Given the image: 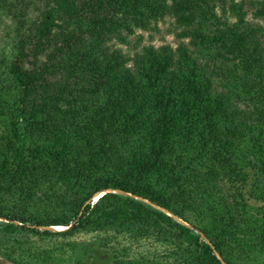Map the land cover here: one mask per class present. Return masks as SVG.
I'll return each mask as SVG.
<instances>
[{"label":"trees","instance_id":"obj_1","mask_svg":"<svg viewBox=\"0 0 264 264\" xmlns=\"http://www.w3.org/2000/svg\"><path fill=\"white\" fill-rule=\"evenodd\" d=\"M227 5L0 0V264H264V0Z\"/></svg>","mask_w":264,"mask_h":264},{"label":"rangeland","instance_id":"obj_2","mask_svg":"<svg viewBox=\"0 0 264 264\" xmlns=\"http://www.w3.org/2000/svg\"><path fill=\"white\" fill-rule=\"evenodd\" d=\"M228 2V5L226 7H228L231 4V0H226ZM238 3H246V9L248 11V20L252 23V24H256L257 22L262 23L260 20H255L253 13H254V9L252 8V2L255 0H235ZM220 5V4H219ZM221 6V5H220ZM219 13L221 14V8L219 7ZM232 21H235V19L233 18ZM177 33H179V28L176 26L175 24V20L171 17H167L164 21H161L157 28L154 29L153 31L150 32H146V31H139L138 35L136 37L132 38V45L136 44L138 41H141L142 38V45H149V44H153L155 47H160L162 45L165 44H169L172 47L176 48L179 46V44L181 42H185L186 44L189 43L188 39H182L179 40L177 38ZM3 33H0V39H1V35ZM4 43H2V41L0 40V48L3 46ZM126 51L128 52H132V47H127V46H122ZM62 230V229H61ZM82 238V237H81ZM81 238H78L79 240ZM90 238H86L85 240H90ZM40 244V242L36 241V244ZM105 264H109V263H105Z\"/></svg>","mask_w":264,"mask_h":264},{"label":"bare ground","instance_id":"obj_3","mask_svg":"<svg viewBox=\"0 0 264 264\" xmlns=\"http://www.w3.org/2000/svg\"><path fill=\"white\" fill-rule=\"evenodd\" d=\"M98 197H100V196H98ZM61 229L63 230L64 228H62V227H59V228H57L56 230H61Z\"/></svg>","mask_w":264,"mask_h":264},{"label":"water","instance_id":"obj_4","mask_svg":"<svg viewBox=\"0 0 264 264\" xmlns=\"http://www.w3.org/2000/svg\"><path fill=\"white\" fill-rule=\"evenodd\" d=\"M100 196V195H99Z\"/></svg>","mask_w":264,"mask_h":264}]
</instances>
